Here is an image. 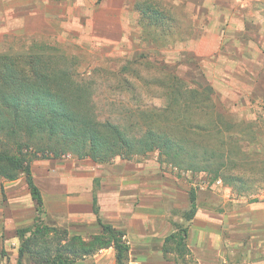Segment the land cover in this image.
Here are the masks:
<instances>
[{
    "label": "rangeland",
    "instance_id": "rangeland-1",
    "mask_svg": "<svg viewBox=\"0 0 264 264\" xmlns=\"http://www.w3.org/2000/svg\"><path fill=\"white\" fill-rule=\"evenodd\" d=\"M133 2L0 0V53L16 51L33 40L67 49L81 59L74 65L77 70L92 77L98 118L118 123H140L145 109H166L160 81L174 74L178 100L166 118L157 111L158 121L172 122L192 151L205 154L209 169L189 170L155 151L104 163L73 155L36 157L32 173L46 193L43 224L88 240L100 227L75 221L74 212L88 207L84 195L91 197L92 207L93 192L97 197L106 179L124 175L144 180L145 201L160 202L153 221L160 236L137 235L134 221L121 228L128 234L124 238L130 244L129 264H183L176 252H163L158 237L180 223L190 230L192 220L182 218L190 193L197 203L193 226L199 235L188 233L186 243L191 238L205 246L190 249L193 258L188 264H264V230L256 233L247 225L240 233L233 222L225 228L217 224L224 199L227 221H233L234 194L264 200V0H161L172 16L167 34L158 29L145 33ZM220 39L225 43H217ZM113 163L119 165L117 176L112 175ZM216 167L225 179L215 177ZM51 186L60 192L61 202L54 199ZM6 189L1 184L0 264H17V229L30 226L36 212L23 175L9 187L12 200ZM207 220L209 233L201 236ZM22 264L39 263L25 255ZM76 264H115L114 251L98 250Z\"/></svg>",
    "mask_w": 264,
    "mask_h": 264
},
{
    "label": "trees",
    "instance_id": "trees-1",
    "mask_svg": "<svg viewBox=\"0 0 264 264\" xmlns=\"http://www.w3.org/2000/svg\"><path fill=\"white\" fill-rule=\"evenodd\" d=\"M133 9L145 33L150 29L168 33L172 16L161 0H134ZM81 63L79 57L58 44L37 40L16 51L0 53V178L11 181L23 175L36 212L30 226L17 229V264H22L25 255L36 258L39 264H76L109 247L114 251L115 264L130 262L125 232L102 219L95 192L92 211L100 232L88 240L67 229L43 224V196L31 168L36 157L73 155L104 163L155 151L171 164L194 171L209 169L205 154L192 151L187 138L175 133L172 122L158 121L157 111L166 118L164 115L170 114L178 100L173 87L177 76L168 73V79L160 81L166 91V109H145L140 123H118L98 118L92 77H85L74 66ZM214 173L225 179L218 174V167ZM196 210L195 196L190 193L184 221H191ZM188 233V225L176 224L164 238L163 252L174 251L183 264H188L193 258L186 243Z\"/></svg>",
    "mask_w": 264,
    "mask_h": 264
},
{
    "label": "crops",
    "instance_id": "crops-1",
    "mask_svg": "<svg viewBox=\"0 0 264 264\" xmlns=\"http://www.w3.org/2000/svg\"><path fill=\"white\" fill-rule=\"evenodd\" d=\"M76 3V2H75ZM74 3V4H75ZM65 5V4H64ZM86 5V4H84ZM67 7V6H64ZM209 44V42H206ZM212 43V42H211ZM217 43L222 44L225 42H221L220 40H217ZM226 47V45H225ZM210 48V46L208 47ZM210 50V49H208ZM207 50V51H208ZM212 50V49H211ZM119 165L117 163L111 164L112 168V175L117 176V167ZM34 173V172H33ZM34 180L37 182L35 174ZM110 178V177H109ZM106 179L104 181L105 184L101 187L97 197H98V204H99V210H100V215L102 219L105 222H108L112 224L113 226L117 228H123L127 225H131V222L134 221L135 227L136 228L134 231L137 233V235L145 237L147 235L149 236H154L158 235L160 236L159 231L156 230V228L153 225L154 218L156 217L157 214L155 212H159V210H156L160 202L155 203V202H147L145 201L144 195L141 194V192L144 191V187L146 186L144 180L138 179V180H133L130 178H124V175L122 177L118 178H113V179ZM15 180H4L0 178V188L1 184L4 185L7 189V193L10 196V200H12L13 197H11V190L9 189L10 186H13ZM221 181V179H218V182ZM39 185V184H37ZM41 185H39L40 187ZM227 187V185H226ZM229 187V186H228ZM41 188V187H40ZM52 190V186L50 187ZM178 188V187H177ZM230 188V187H229ZM54 193H52L54 199L57 202H61V196L60 192L58 190H54ZM57 191V192H56ZM42 196H43V201L44 203L46 202V193L44 190H42ZM91 195V194H90ZM85 198V204L88 206L87 208L81 210L80 208L77 209V212L75 211V216L74 220L75 221H80V222H86L89 224H94L96 223V216L92 211L91 207V197L88 195H84ZM79 206L82 204L81 199L79 200ZM233 201H235V204H237L234 209H233V221H227V211H226V200L222 202V207L224 208L220 213L217 215V224L218 228H225L227 225H231L233 222V226L235 229H239L240 233H244V227L249 225L253 229H255V232L263 231L264 230V200H249L247 197L243 194H234ZM234 204V205H235ZM125 205H131L132 209L127 208ZM148 205V206H147ZM150 205L153 206V209L150 208ZM197 205V203H196ZM136 206V209L134 208ZM147 206V207H145ZM142 208V209H141ZM80 209V210H79ZM16 211V208L14 209ZM210 214H208L207 219L209 217L210 219ZM21 217V216H20ZM18 217L17 219L19 221H23V218ZM195 219L196 216L193 217L192 219V224L190 226L189 230V236L193 237L197 235L196 228L193 226L195 224ZM228 219H231V217H228ZM16 220V219H15ZM127 220L128 224L125 223ZM148 220V225H145V222ZM203 227L201 229L200 235L204 236V233H209V229L207 226L210 224V220L204 221ZM144 225L147 226L148 228H144ZM207 225V226H206ZM26 227V226H25ZM205 228V229H204ZM129 232V231H128ZM173 232V231H172ZM99 233V232H98ZM171 233V231L169 232ZM168 233V234H169ZM197 233V234H196ZM255 233V234H256ZM97 234V233H94ZM168 234H165L163 238H159L160 245L162 246L163 241L165 236ZM128 235L125 233V236ZM199 235V234H198ZM264 235V234H263ZM200 246H205V242H198L195 243L192 241L190 238L188 241L187 246L189 249L194 250L199 248ZM208 245V244H207ZM206 245V247H207ZM198 246V247H197Z\"/></svg>",
    "mask_w": 264,
    "mask_h": 264
},
{
    "label": "built area",
    "instance_id": "built-area-1",
    "mask_svg": "<svg viewBox=\"0 0 264 264\" xmlns=\"http://www.w3.org/2000/svg\"><path fill=\"white\" fill-rule=\"evenodd\" d=\"M238 1L241 3V2H244L245 0H238ZM241 5H242V4H241Z\"/></svg>",
    "mask_w": 264,
    "mask_h": 264
}]
</instances>
